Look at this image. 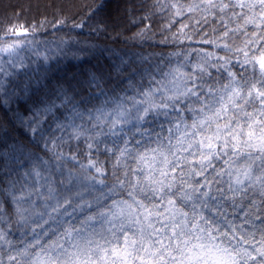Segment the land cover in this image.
Listing matches in <instances>:
<instances>
[{"label": "snow or ice", "instance_id": "1", "mask_svg": "<svg viewBox=\"0 0 264 264\" xmlns=\"http://www.w3.org/2000/svg\"><path fill=\"white\" fill-rule=\"evenodd\" d=\"M34 7L0 27V264H264V0Z\"/></svg>", "mask_w": 264, "mask_h": 264}, {"label": "trees", "instance_id": "2", "mask_svg": "<svg viewBox=\"0 0 264 264\" xmlns=\"http://www.w3.org/2000/svg\"><path fill=\"white\" fill-rule=\"evenodd\" d=\"M45 2H50V0H0V27H3L5 24L12 23H30L34 16H36L35 5L37 3L43 4ZM78 5H84L91 3V0H75ZM29 5H32L33 8L30 11ZM19 6V7H12ZM23 8V15L20 16V19L15 18V13L21 11ZM51 39V37H47ZM38 39H43L38 37Z\"/></svg>", "mask_w": 264, "mask_h": 264}]
</instances>
